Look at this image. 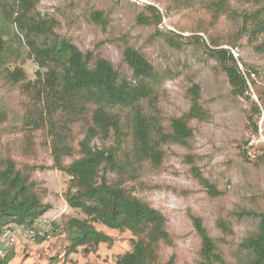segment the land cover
Here are the masks:
<instances>
[{
  "label": "rangeland",
  "instance_id": "obj_1",
  "mask_svg": "<svg viewBox=\"0 0 264 264\" xmlns=\"http://www.w3.org/2000/svg\"><path fill=\"white\" fill-rule=\"evenodd\" d=\"M192 0L182 5L177 0H39L42 15L57 20V33L76 44L83 53L92 52L114 63L122 77L133 80L131 69L123 60V50L132 46L154 65L158 80L154 96L143 101L146 113L151 102L160 110L162 123L170 130L171 121L191 106L194 85H198L201 105L207 119H194V135L188 146L162 144L163 160L159 165L145 161L139 168L123 175L108 174L109 180L135 187L136 194L166 216L172 244H161L160 264H200L201 239L192 215L203 218L210 234L217 240L224 264L239 261L240 243L258 226V218L248 211L264 207V103L257 89L264 87V33L254 31L249 18L262 0ZM221 8L218 9V4ZM161 13L155 23L147 5ZM103 11L102 23L92 20L91 13ZM151 18L149 23L139 16ZM12 27V26H11ZM13 31L14 53L0 71V152L10 155L19 167L32 166L42 200L53 208L37 227L42 233L55 234L38 243L23 239L17 244L9 264H115L119 255L132 249L135 236L129 231L96 227L113 237V243H101L94 252L83 248L66 256L68 234L64 223L73 217L84 218L80 210L68 205L64 193L69 176L54 167L53 145L56 134L62 146L72 152L66 163L78 157L79 141L91 124V107L81 115L58 110L54 126L39 98L38 66L26 44ZM199 37V38H198ZM172 39L176 45L171 44ZM208 47L225 48L236 58L247 79L244 95L232 93L227 74L207 51ZM16 67L25 70V79L14 82L8 75ZM248 72L251 77H248ZM43 110V111H42ZM56 131V134L53 132ZM130 135L128 134L127 137ZM99 135L93 145L113 143ZM131 144L127 147L131 148ZM188 156L191 158L189 159ZM193 167L212 183L216 194L198 180ZM224 220L226 232L219 222ZM31 242V241H30Z\"/></svg>",
  "mask_w": 264,
  "mask_h": 264
},
{
  "label": "trees",
  "instance_id": "obj_2",
  "mask_svg": "<svg viewBox=\"0 0 264 264\" xmlns=\"http://www.w3.org/2000/svg\"><path fill=\"white\" fill-rule=\"evenodd\" d=\"M182 5L192 0H177ZM261 1V0H260ZM259 1V2H260ZM39 0H0V71L11 53H14L13 31L20 42L29 48V54L38 66L40 81L39 98H43L45 113L54 126V115L58 110L69 115H81L91 107V124L79 141L78 157L66 163L64 156L72 152L65 149L62 136L56 131L53 145L54 167L69 176L64 193L68 205L85 214L84 218L73 217L64 223L68 234L66 256L83 248L85 253L94 252L101 243H113V237L96 227L101 224L109 229L129 230L134 236L132 249L118 256L115 264H160L161 244H172L173 239L166 227L164 213L136 194L135 187L124 186L120 181L109 180L108 174L118 175L133 172L145 161L159 165L163 160L162 144L188 146L194 135L191 121L207 119V111L200 103L198 85L191 88V106L181 116L174 118L170 130L162 123L160 110L151 102L152 113H146L143 101H152L158 75L154 65L138 49L127 46L123 60L131 69L133 80L122 77L114 63L92 52L83 53L69 39L61 37L55 30V18L41 14L37 9ZM222 4H218V9ZM155 23L161 13L157 6L147 5ZM91 18L97 23L105 21L103 11L95 10ZM249 18L254 22V31L264 33V0ZM151 18L139 16L147 24ZM12 26V27H11ZM199 38V37H198ZM171 44L176 45L172 39ZM228 76L232 93L244 95L248 90L247 79L236 58L225 48L208 47ZM25 70L16 67L9 77L18 82L25 79ZM248 77L251 73L248 72ZM264 103V87L257 89ZM43 111V110H42ZM1 116V110H0ZM128 134L130 135L129 137ZM113 138L109 146H94L93 139ZM131 144V148L127 147ZM190 159L191 157L188 156ZM195 177L216 194V187L205 178L200 169L193 167ZM33 179V167H19L10 155L0 152V233L9 226H23L38 231V243L55 234L54 229L41 231L38 220L49 212L53 205L45 203ZM264 199V194H263ZM258 218L257 229L244 238L238 248L242 264H264V207L260 211H248ZM193 225L201 239L200 264H224L226 259L217 240L210 234L203 218L192 215ZM222 220L223 232L229 230ZM42 232V231H41ZM33 243V242H28ZM16 246L0 258V264H9L15 257ZM167 264H173L171 258Z\"/></svg>",
  "mask_w": 264,
  "mask_h": 264
},
{
  "label": "built area",
  "instance_id": "obj_3",
  "mask_svg": "<svg viewBox=\"0 0 264 264\" xmlns=\"http://www.w3.org/2000/svg\"><path fill=\"white\" fill-rule=\"evenodd\" d=\"M37 234L38 231L23 226L7 227L0 233V258L4 257L11 248L17 246L23 239H27V242H35Z\"/></svg>",
  "mask_w": 264,
  "mask_h": 264
}]
</instances>
